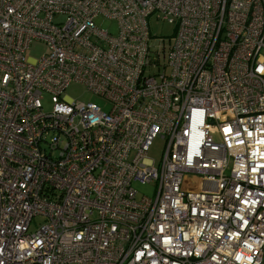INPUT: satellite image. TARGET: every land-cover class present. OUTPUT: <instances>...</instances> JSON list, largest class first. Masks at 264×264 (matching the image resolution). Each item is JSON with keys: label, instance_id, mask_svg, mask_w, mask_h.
<instances>
[{"label": "built area", "instance_id": "2783aa9c", "mask_svg": "<svg viewBox=\"0 0 264 264\" xmlns=\"http://www.w3.org/2000/svg\"><path fill=\"white\" fill-rule=\"evenodd\" d=\"M0 264H264V0H0Z\"/></svg>", "mask_w": 264, "mask_h": 264}, {"label": "rangeland", "instance_id": "374dc122", "mask_svg": "<svg viewBox=\"0 0 264 264\" xmlns=\"http://www.w3.org/2000/svg\"><path fill=\"white\" fill-rule=\"evenodd\" d=\"M148 27L149 32L153 39H163L168 40L172 37L174 26L168 24L167 22H162L157 20L155 16L148 19ZM48 48L46 45L33 42L29 49L25 53V58L30 60H37L39 57L44 55L47 52ZM63 97L67 99L78 101V102H86V103H94L98 105L102 110H106L108 104L103 101L102 99L94 96L90 93L85 86L79 84H71L69 85L63 93ZM43 109L45 111L50 109V99L49 97H44L43 100ZM163 150V143L161 140L156 139L152 146L149 149L148 157L153 159L156 164L160 161L161 153ZM230 170V164L226 168V175H228ZM133 188L137 192V197L140 198L141 196L145 195L151 197L154 193V185H141L139 183H134ZM44 224V220L41 217H35L31 223L30 231H34L36 228Z\"/></svg>", "mask_w": 264, "mask_h": 264}]
</instances>
